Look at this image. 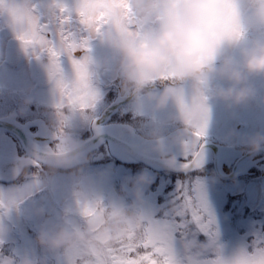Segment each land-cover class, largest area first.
I'll list each match as a JSON object with an SVG mask.
<instances>
[{"label": "clouds", "instance_id": "9594fccd", "mask_svg": "<svg viewBox=\"0 0 264 264\" xmlns=\"http://www.w3.org/2000/svg\"><path fill=\"white\" fill-rule=\"evenodd\" d=\"M116 11L119 23L91 30L89 41H98L118 57L123 91L134 101L151 104L155 112L171 108L168 122L178 126L175 137L169 141L153 132L149 139L151 151L172 168L176 159L170 146L186 137L199 139L215 103L236 108L257 99L255 81H264V0H125ZM81 61L90 89L95 62L87 53ZM47 75L64 103L63 90L77 80L76 72L69 79L59 59L49 57ZM157 83L164 87L153 91ZM260 99L264 103V96ZM248 146L259 151L264 137L251 139ZM81 159L79 145L61 135L43 163L56 170ZM30 163L25 160L21 167ZM145 183L144 176L135 181ZM134 194L139 202V190ZM75 199L81 220L46 221L37 237L42 248L67 256L72 264H107L120 240L133 232L142 234L143 220L133 208L93 206L81 192ZM5 235L6 228L0 227V238ZM190 235L182 258L172 254L175 264H233L215 238L199 241Z\"/></svg>", "mask_w": 264, "mask_h": 264}, {"label": "rangeland", "instance_id": "374dc122", "mask_svg": "<svg viewBox=\"0 0 264 264\" xmlns=\"http://www.w3.org/2000/svg\"><path fill=\"white\" fill-rule=\"evenodd\" d=\"M38 1L43 4L44 9L36 0H3V4L31 9L41 24L49 26V39L56 48L61 46L58 35L61 16L59 6L67 9L64 15H71L73 18V23L65 27L74 32L75 39L78 41L84 35L80 31L81 28L77 21L76 9L79 0ZM5 25L10 28L8 35H20V29L13 25L9 14ZM69 27L78 30H72ZM77 31H80V37L76 35ZM88 47L89 51L78 50L79 52H75L71 59L67 53H62L63 70L66 72L69 69L73 70L72 59L76 60L75 57H78L77 54L79 53L82 54L81 58H83L87 53L95 62V68L100 70L98 72L99 79H102L100 74L104 75V70L107 77L112 78L114 69L118 67V57L98 41H89ZM42 53L38 49L33 51L35 58ZM17 78L18 80L21 78L20 72ZM256 81L259 94L264 96V81ZM23 85L26 86L27 81L23 80ZM90 90L94 96L93 102L98 101L102 92L98 89L90 88ZM56 95L57 91L51 86L47 90L40 91L35 99L49 101L53 100ZM132 101L133 98L129 103ZM258 104L260 106L256 102H251L236 108H226L219 103L213 105L203 135L205 138L214 136L213 138L217 142H226V144L222 145L202 137H200V142H212L231 148L230 151L226 152L228 155H224L226 158L221 159V167L224 168V164H226L229 165L230 169L239 157L251 151L248 146L251 139L264 137V103L260 101ZM127 108H132L139 114L155 117L159 124L157 130L161 131L159 134L163 136L177 130L178 126L168 122L172 112L171 108L155 112L151 104L143 101L131 103ZM135 121L136 119H130L131 125L128 127L137 136L140 128L133 126L136 125ZM237 127L240 129L237 130ZM183 142H186V139L178 143ZM144 154L159 159L150 150ZM171 155L175 157L178 163L180 157L181 159L185 158L183 164L189 161L187 156H192V154L181 156L173 153ZM90 158H96V156ZM82 163L84 165H98L89 169L90 174L88 176L78 175V179L74 177L75 174L71 171L62 173L53 171L49 179L46 180L47 182L42 177L36 179L23 178L16 183L13 182L14 184L11 183V186H0V227L6 228V235L0 238V264H72L67 256L42 248L37 243V237L41 226L46 221L62 223L66 219H74L77 222L81 220L75 199L78 192L83 193L86 202L93 206L98 203L103 206L133 208L142 218L144 226L168 224L169 228L166 235L171 243L173 253L178 259L182 258L184 246L193 238L190 234H195V238L199 241H204L208 237L215 238L224 246V255L229 258L236 257L241 251L251 252L253 245L264 241V161L262 158H251L245 161L239 168L241 174L229 183L220 182L214 173L213 176L211 171H207V166L212 165L210 153L202 157L198 170L187 174L186 176L193 175L184 178V181L177 178V176L183 178L184 175L154 171L134 161L125 164L119 163L118 166H115L113 163H104V160L90 162L87 157L82 160ZM132 168L137 171L132 173ZM255 169L259 172L256 174L257 177H262L263 182H253ZM82 171L79 170V172ZM223 173L225 172L223 171ZM140 176L146 177L147 183L135 185V181ZM181 188H184L193 197L196 195L194 190H199L207 214L213 221L210 234L201 231L196 226H190L183 232H177L171 226L175 219L172 210L178 209L181 203L179 200L182 194ZM137 189L140 193L139 202H137L134 194ZM230 196L238 197L240 204L242 202L241 205L238 203L240 206L233 212H231V206L234 203L228 204ZM244 209H247L246 215H243ZM247 238H251L250 242L246 241Z\"/></svg>", "mask_w": 264, "mask_h": 264}, {"label": "flooded vegetation", "instance_id": "af4514ba", "mask_svg": "<svg viewBox=\"0 0 264 264\" xmlns=\"http://www.w3.org/2000/svg\"><path fill=\"white\" fill-rule=\"evenodd\" d=\"M36 2L42 5L44 9L43 4L38 0H36ZM7 16L8 12L6 9L0 10V157H16L20 159L31 158L22 149L17 132H19V134H22L21 132H26L28 136L34 137L31 138L32 144L39 149H43L42 151L47 153L53 150L56 144L59 143V137L61 135L71 137L78 145L83 143L93 135V122L101 117L104 110L117 99L118 95L120 97L130 96L123 91L121 81L118 77V67L114 69L112 78H108L104 70V75L100 74L102 76L101 80L98 77V72H100V70L98 71L95 67L91 69L90 88L100 90L102 95L101 98L98 101H94L89 108L81 110L79 107H69L66 104L61 106L63 103L58 93L53 100L35 99V96L40 91L47 90L51 86L54 87L53 82L48 78L47 67H45L49 64V56L47 52H43L42 55L35 58L33 54L34 49H26L19 39V35H8L10 28L5 25ZM69 29L75 30L76 28L69 27ZM80 31L76 32V35H79L78 37H80ZM81 55L82 54L79 53L78 57H75L76 60H81ZM62 60L63 56L60 55L59 63L63 68ZM19 72L21 73V78L18 80L17 76ZM65 73L68 75L69 79L72 78V69H69L68 72L65 71ZM23 80H25V82L27 81L26 86L23 85ZM256 84L257 81L255 82V85ZM163 87V84L157 83L153 85L152 90L159 91ZM260 97L261 95L259 94L257 99L252 103L256 102L257 105H259L258 103L261 101ZM134 102L136 101L133 100L130 103L127 102L120 105L116 112L103 123L101 129L113 126L129 128L128 126L131 125L130 119H136V125L133 126L139 127L140 131L136 136V133L132 130L134 136L132 140L133 144H140L143 141L150 140V134L153 132L161 137L170 134L168 133L166 135L164 133V136L159 134L161 131L157 130L159 124L155 117L139 114L132 110V108H127L129 104ZM239 129L240 128L237 127V130ZM213 137L209 136L205 138V135L202 136L203 139L220 143ZM125 139L128 140V138ZM200 144L202 143L199 138V145ZM220 144L225 145L226 142ZM105 151L109 154L106 142L85 158L88 157L90 159L91 156L99 157ZM187 157L190 160L192 156ZM253 158H262V161H264L261 155H255ZM184 160L185 158L181 159L180 157L179 163L183 164ZM79 165L68 170H52L47 165L38 163L34 160L31 166L25 167L21 171L19 177L14 182L16 183L23 178L36 179L40 177L46 181L53 171L58 173L72 171ZM221 168L224 169L223 171L225 173H229L232 167L229 169V165L224 164V168ZM255 171L259 173L258 170L255 169ZM253 178V182H263V180H261L262 177H257L256 174ZM0 186H11V183L7 184L0 182Z\"/></svg>", "mask_w": 264, "mask_h": 264}, {"label": "snow or ice", "instance_id": "6c2138e0", "mask_svg": "<svg viewBox=\"0 0 264 264\" xmlns=\"http://www.w3.org/2000/svg\"><path fill=\"white\" fill-rule=\"evenodd\" d=\"M125 0H79L77 12L78 26L83 36L77 41L74 32L68 30L66 25L73 23L71 15H64L67 9L59 6V38L60 48L53 46L49 39V26L41 24L39 18L27 7L14 5L5 6L0 0V10H7L14 26L20 29L19 39L26 49H38L47 52L53 60L59 59L62 53H67L71 59L76 51H89L88 33L106 23H119V15L116 11L118 5L123 6ZM73 70L77 74V80L64 88V103L69 107H79L81 110L92 106L94 96L87 86V74L81 60L72 59ZM203 136V132L198 134ZM199 153L193 150L190 162L185 164V169L199 166ZM179 197L180 206L175 210L172 227L177 232H183L190 226H196L201 231L211 233L213 221L207 214L203 198L199 190H194L193 197L181 188ZM85 214H91L85 210ZM169 225L144 226L142 234L130 233L120 240L118 245L110 250L107 264H160L161 258L164 264H175L172 259L173 249L166 235ZM233 264H264V241L253 245L252 251H241L234 257Z\"/></svg>", "mask_w": 264, "mask_h": 264}, {"label": "water", "instance_id": "95a60500", "mask_svg": "<svg viewBox=\"0 0 264 264\" xmlns=\"http://www.w3.org/2000/svg\"><path fill=\"white\" fill-rule=\"evenodd\" d=\"M131 100V95L128 97H120L118 95L117 99H115L104 110L101 117L95 122H93V135L83 143L79 144L82 159L68 167L60 168V170H68L79 165L81 163L80 161H82L83 158L99 149L103 145V143L106 142L110 155L123 164L129 163V161H134L140 163L141 165L151 170L158 172H167L176 175H187L189 173L197 171L198 167H189L187 169L183 167L185 164L189 163L190 160L184 164L176 162L174 167L168 168L161 163L160 159L146 156L144 153H147L149 150L151 151L152 142L150 140H146L141 142L140 144H133L132 140L134 136L130 128L113 126L101 129L103 123L106 122L108 118L116 112L117 108L120 105L127 103ZM21 133L22 134H19V132H17L21 147L32 159L0 157V182L7 184L14 182L19 177L21 171L25 168L21 167L22 162L25 160L32 161V163H30L28 166H31L34 160L38 163L44 164L43 158L45 157L47 152H43V149H39L37 148V146L32 144L31 138L34 137L28 136L26 132ZM176 133L177 130L171 132L164 138L170 141L172 138L175 137ZM125 138H128V140H126ZM185 139L186 142L171 145V153L186 156L189 154H193V150H195L199 153V163L205 154L210 153L212 155L213 171L216 177L222 182H230L237 178L241 174L239 173L240 166L245 161L253 158L255 155H261L264 158V146H262L259 151H248L244 153L234 162L229 173H223L220 166V162L224 155H228L226 152L231 150L230 147H224L212 142H204L199 145V139H194L191 137H186L184 138V140Z\"/></svg>", "mask_w": 264, "mask_h": 264}, {"label": "trees", "instance_id": "16d2710c", "mask_svg": "<svg viewBox=\"0 0 264 264\" xmlns=\"http://www.w3.org/2000/svg\"><path fill=\"white\" fill-rule=\"evenodd\" d=\"M93 160H97V161H99V160H104V163H113V164H115V166H118V163L116 162V161H114L113 159H111L109 156H108V154H107V152L105 151V152H103L99 157H97L96 156V158H90L89 159V161L90 162H92ZM96 165H98V164H91V165H84L83 163H81L78 167H76V169L74 168V170H72L71 172H73L74 174H75V178H77L78 179V175H80V176H88V174H90L89 173V169H91V168H93L94 166H96ZM83 166H85L84 168H82ZM81 167V168H80ZM87 167V168H86ZM86 168V170H84ZM207 171H211V175H213L214 176V172H213V170H212V165H209V166H207ZM79 170L80 171H82V170H84V171H82V172H79ZM137 170L136 169H134V168H132V173H135ZM255 174H258L257 172L255 173ZM193 174H190L189 176H192ZM199 175V174H198ZM136 176V175H135ZM189 176H183V178H182V176H177V178H180L181 180H183L184 181V178H187V177H189ZM203 176H206L205 174H203ZM228 201V200H227ZM239 201V202H238ZM243 201V200H242ZM232 203H234L233 204V206H231L232 208H231V212H233L235 209H238V207L242 204V202H241V204H240V198H238V197H234V196H230V199H229V201H228V204L229 205H231ZM238 203L240 204V205H238ZM229 205H228V207H229ZM248 212H247V209H244V211H243V215H246ZM256 218H257V216H256ZM31 232V231H30ZM242 234H244V232H242ZM226 238H228V237H226ZM225 239V238H224ZM250 240H251V238H247L246 239V241L247 242H250ZM39 262V261H38ZM38 264V263H37Z\"/></svg>", "mask_w": 264, "mask_h": 264}]
</instances>
